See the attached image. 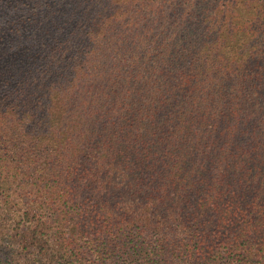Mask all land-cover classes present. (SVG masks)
<instances>
[{"label":"trees","instance_id":"16d2710c","mask_svg":"<svg viewBox=\"0 0 264 264\" xmlns=\"http://www.w3.org/2000/svg\"><path fill=\"white\" fill-rule=\"evenodd\" d=\"M239 2L0 0V264H264V0Z\"/></svg>","mask_w":264,"mask_h":264},{"label":"rangeland","instance_id":"374dc122","mask_svg":"<svg viewBox=\"0 0 264 264\" xmlns=\"http://www.w3.org/2000/svg\"><path fill=\"white\" fill-rule=\"evenodd\" d=\"M236 8L239 9L236 12L237 15H238V13L243 12L245 10V7H244L243 3L241 2V0H240L239 4H237V7ZM234 16H235V11H234ZM234 21L237 22L238 20L236 18H234ZM260 24H261V21L258 22L257 24H254L253 26H258ZM235 28L236 27H234V29ZM252 29L253 28L251 26L246 31L249 32V31H252ZM242 33H244V32H241L240 30H237L235 32H232L230 34V37H231L230 38V42L231 43H239V35L242 34ZM241 53H244V51L241 52ZM234 55H236V52H235ZM236 57H239V56L236 55ZM11 189H12L11 192H10L12 194V198L11 199L13 200V197L15 196V195L13 196V193L15 191L17 192L19 190H18V188L16 186L15 187H12ZM14 202H16V201H14ZM5 210L6 209L4 208L3 204L0 203V228L3 229V231H4V237L6 238V237H8L12 233V231L14 229V221H16L17 217L24 212L25 208H24L23 205L20 204L19 206H14V208L11 211H9L8 214H6V211ZM43 219H46L45 216L43 217Z\"/></svg>","mask_w":264,"mask_h":264}]
</instances>
